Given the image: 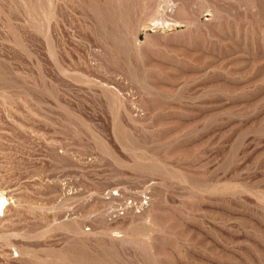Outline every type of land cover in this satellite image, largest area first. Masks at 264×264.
Here are the masks:
<instances>
[{"label": "rangeland", "instance_id": "1", "mask_svg": "<svg viewBox=\"0 0 264 264\" xmlns=\"http://www.w3.org/2000/svg\"><path fill=\"white\" fill-rule=\"evenodd\" d=\"M0 193V264H264V0H0Z\"/></svg>", "mask_w": 264, "mask_h": 264}, {"label": "built area", "instance_id": "2", "mask_svg": "<svg viewBox=\"0 0 264 264\" xmlns=\"http://www.w3.org/2000/svg\"><path fill=\"white\" fill-rule=\"evenodd\" d=\"M150 184L136 191H130L124 187H115L103 193L105 207L102 212V220L107 224L118 220L140 216L146 212L151 204ZM93 224L84 228L85 232L93 229Z\"/></svg>", "mask_w": 264, "mask_h": 264}, {"label": "bare ground", "instance_id": "3", "mask_svg": "<svg viewBox=\"0 0 264 264\" xmlns=\"http://www.w3.org/2000/svg\"><path fill=\"white\" fill-rule=\"evenodd\" d=\"M168 2V1H167ZM8 204H7V199L5 196H3L0 193V217H2L4 215V212L7 208Z\"/></svg>", "mask_w": 264, "mask_h": 264}]
</instances>
